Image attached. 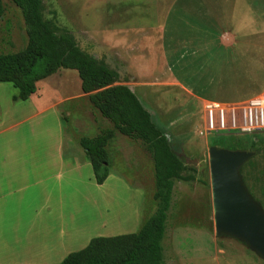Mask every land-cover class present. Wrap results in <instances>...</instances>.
Returning a JSON list of instances; mask_svg holds the SVG:
<instances>
[{
  "label": "rangeland",
  "instance_id": "rangeland-1",
  "mask_svg": "<svg viewBox=\"0 0 264 264\" xmlns=\"http://www.w3.org/2000/svg\"><path fill=\"white\" fill-rule=\"evenodd\" d=\"M244 1L239 0L237 6L248 4ZM2 2L5 11L0 19V53L16 54L25 48L27 41L22 16L8 0ZM41 3L43 19L56 34H70L79 47L97 61L105 64L104 53L106 55L109 45L122 54L125 59L122 68L128 72V78H132L126 83L133 87L144 109L150 112L157 129H163L174 153L188 169L184 175L193 178L189 182L174 183L162 242L164 264H264L242 243L216 237L208 166L210 147L231 151L240 147L243 151H254L252 164L245 163L240 174L246 190L264 211L261 192L264 186V131L242 132L245 103L227 107L202 105L167 80L166 68L160 66L155 74L153 55L148 54L149 49L161 52V45L168 46L173 41L170 34L157 35L158 29H175L176 21L186 19L183 7L187 3H175L174 0H41ZM250 4L258 9L257 12L264 10V0H251ZM235 15L236 11L230 17ZM230 27L226 28L231 30ZM184 29L183 25L177 27L180 32ZM174 36L176 39L182 37ZM230 56L226 55L227 64L232 60ZM261 56L264 57L263 50ZM230 66L221 67L222 78L223 75L232 77L233 67ZM252 68L253 65L249 66V71ZM182 84L188 86L187 82ZM224 84L233 82L225 81ZM36 89L29 100L20 102L13 100L17 91L11 85L0 84V108L15 109L12 122L28 117L30 112L35 113L34 108L38 112L47 108L44 114L26 122L33 126H22L15 135L11 134L13 138L28 139L18 142V154L48 152L42 143L54 132L47 130L56 122L53 113L64 123L69 150L81 151L82 155L84 152L78 144L80 138H93L103 130L112 129L81 93L75 72L60 70L39 82ZM7 116L2 115L1 121L6 122ZM106 150L108 171L115 178L99 192L93 193L88 184H81L72 193L70 201L65 194V208L61 213L65 218V231L75 228L73 232L78 235V227L86 225L84 237H76L77 241H73L72 235V242L66 244L71 252L84 248L93 238L133 234L155 211L153 166L144 146L115 133ZM84 197L88 201L83 200ZM93 215L96 223L83 222L85 217L87 220ZM30 250L36 251L34 247Z\"/></svg>",
  "mask_w": 264,
  "mask_h": 264
},
{
  "label": "crops",
  "instance_id": "crops-1",
  "mask_svg": "<svg viewBox=\"0 0 264 264\" xmlns=\"http://www.w3.org/2000/svg\"><path fill=\"white\" fill-rule=\"evenodd\" d=\"M174 2L187 3L183 7L186 19L176 21L175 29H158L157 35L170 34L173 41L168 46L161 45V52L149 49L155 74H158L160 66L166 68L167 80L202 105H242L250 100L251 95L254 98L264 93V57L261 56V50L264 51V10L257 12L258 9L250 4L251 0L244 1L248 4L240 7L236 4L239 0ZM222 2L224 4H220ZM174 6L178 8L176 4ZM235 11L237 15L231 18L230 14ZM226 17L228 24L225 25ZM179 25L185 27L182 32L177 30ZM227 26L232 29H227ZM176 34L182 37L176 39ZM106 49L105 66L115 73L117 85L126 86L133 92V87L126 83L132 78H128V72L122 68L125 65L122 54H118L112 45ZM229 54L232 60L227 64L226 55ZM227 65L233 67L229 74L232 77L223 75V79L221 67ZM252 65L254 68L249 71ZM230 80L233 84H224ZM186 82L188 86L182 84ZM34 111L14 123L12 115H15V109L0 108V264H61L73 253L66 246L72 242L71 236L73 241L76 237H84L83 228L86 227L80 224L78 235L73 232L75 228L65 231V218L61 216L65 194L70 201L72 193L81 184H88L93 193L99 192L103 185L115 178L109 174L102 185H96L91 165L84 154L69 150L64 123L56 113H53L56 122L47 129L54 132L48 137L44 135L46 139L42 143L48 152L27 154L33 156L18 154V142L28 139L13 138L11 134L33 126L26 125V122L44 114L47 108L39 112L34 108ZM2 115H8L6 122L1 121ZM158 130L164 135L162 128ZM83 200L88 201L85 197ZM86 218L84 223H96L95 215ZM31 247L36 251L30 250Z\"/></svg>",
  "mask_w": 264,
  "mask_h": 264
},
{
  "label": "trees",
  "instance_id": "trees-1",
  "mask_svg": "<svg viewBox=\"0 0 264 264\" xmlns=\"http://www.w3.org/2000/svg\"><path fill=\"white\" fill-rule=\"evenodd\" d=\"M8 1L20 11L27 39L21 52L0 53V84H9L17 91L13 100L27 101L35 94L39 82L60 70L75 72L81 93L112 126L111 130H103L93 138L79 139L96 185H102L109 176L106 148L115 133L141 143L153 166L155 211L137 232L94 238L84 249L69 254L61 264H164L162 242L173 186L175 182L193 180L184 175L188 169L135 94L126 86L116 85L115 73L82 50L70 34H56L43 19L41 0ZM4 11L0 0V19ZM234 148L233 151H243V148ZM247 164H252L251 159ZM244 168L245 165L241 170ZM261 192L264 195V186Z\"/></svg>",
  "mask_w": 264,
  "mask_h": 264
},
{
  "label": "water",
  "instance_id": "water-1",
  "mask_svg": "<svg viewBox=\"0 0 264 264\" xmlns=\"http://www.w3.org/2000/svg\"><path fill=\"white\" fill-rule=\"evenodd\" d=\"M254 156L250 151L209 148L212 220L216 237L234 239L264 261V211L246 190L240 174Z\"/></svg>",
  "mask_w": 264,
  "mask_h": 264
},
{
  "label": "built area",
  "instance_id": "built-area-1",
  "mask_svg": "<svg viewBox=\"0 0 264 264\" xmlns=\"http://www.w3.org/2000/svg\"><path fill=\"white\" fill-rule=\"evenodd\" d=\"M242 123V132L264 131V93L245 103Z\"/></svg>",
  "mask_w": 264,
  "mask_h": 264
}]
</instances>
